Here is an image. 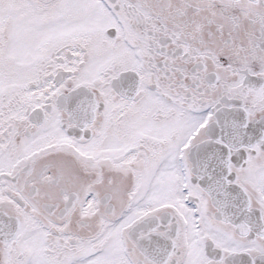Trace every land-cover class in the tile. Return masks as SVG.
Segmentation results:
<instances>
[{
    "label": "snow or ice",
    "instance_id": "1",
    "mask_svg": "<svg viewBox=\"0 0 264 264\" xmlns=\"http://www.w3.org/2000/svg\"><path fill=\"white\" fill-rule=\"evenodd\" d=\"M0 264H264V0H0Z\"/></svg>",
    "mask_w": 264,
    "mask_h": 264
}]
</instances>
